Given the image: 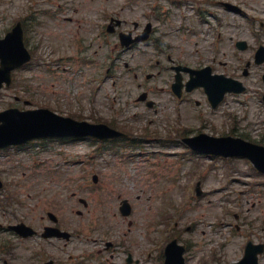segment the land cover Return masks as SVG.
Returning <instances> with one entry per match:
<instances>
[{
    "label": "rangeland",
    "instance_id": "obj_1",
    "mask_svg": "<svg viewBox=\"0 0 264 264\" xmlns=\"http://www.w3.org/2000/svg\"><path fill=\"white\" fill-rule=\"evenodd\" d=\"M174 1L0 0V37L17 20L30 25L24 39L33 55L0 91V110L47 107L90 122L114 120L130 134L127 142L105 143L112 150L101 153L86 138L37 139L0 150L5 184L0 244H12L16 261L34 263L25 260L32 242L5 231L7 225L17 220L39 225L46 210L75 234L65 246L44 243L46 257L93 253L91 264H119L127 252L136 264H160L162 238L173 227L185 245V264H229L242 257L247 240L264 242V176L245 159H232L227 167L226 158L196 156L179 135L185 128L188 135L236 134L264 144V63L252 62L253 50L264 45V0H227L238 4L241 14L225 10L220 0H180V6ZM198 6L206 22L197 18ZM109 13L125 20L117 30H132L133 22L141 30L151 22V37L119 48L116 36L104 34ZM238 39L246 40L245 50L235 47ZM168 56L192 67L210 65L213 73L236 78L246 89L226 94L215 108L202 88L177 99L170 90ZM142 91L153 107L136 100ZM133 138L137 142L131 145ZM197 180L199 196L193 193ZM8 192L12 199L4 201ZM123 198L132 206L127 217L118 211ZM164 208H182L173 224L159 217ZM107 240L114 241V249L97 253ZM258 261L264 264V252Z\"/></svg>",
    "mask_w": 264,
    "mask_h": 264
},
{
    "label": "water",
    "instance_id": "obj_2",
    "mask_svg": "<svg viewBox=\"0 0 264 264\" xmlns=\"http://www.w3.org/2000/svg\"><path fill=\"white\" fill-rule=\"evenodd\" d=\"M20 36L18 35L14 43L8 42V47L3 50H0V57L2 58L3 67L0 68V85L1 80L5 79L7 83L9 82L8 71L24 62L28 59V55L25 54ZM207 91L209 93H214V89L210 87L207 83L205 84ZM225 89V88H224ZM224 89H221V92L218 96V99L221 97ZM212 103H215V99L212 97ZM10 112H16V110H9L0 115H4ZM19 116L11 120H4L3 124L0 126V146L6 145L11 142H24L29 138L35 136H53V135H65L64 132L66 129H76L80 126L87 127L91 132L98 131L100 128H105L109 131L104 125H89L86 123L75 122L69 118H62L48 110H38L34 112H25L19 113ZM219 145H222L220 153L222 154H238V155H247L252 158L254 163L264 171V148L249 143H243L237 139L231 137H222L217 140ZM123 210L128 211L126 206L122 207ZM174 243V242H173ZM172 246V243L168 246L167 250ZM256 246L252 247L250 244L246 247V253L244 258L238 264H257L256 262ZM182 248H178L176 256L173 258L168 256L166 264H183L181 258Z\"/></svg>",
    "mask_w": 264,
    "mask_h": 264
},
{
    "label": "flooded vegetation",
    "instance_id": "obj_3",
    "mask_svg": "<svg viewBox=\"0 0 264 264\" xmlns=\"http://www.w3.org/2000/svg\"><path fill=\"white\" fill-rule=\"evenodd\" d=\"M40 236H41V234L40 233H37L36 235H34L32 237H37L38 239H41ZM36 255H38V253H36Z\"/></svg>",
    "mask_w": 264,
    "mask_h": 264
}]
</instances>
